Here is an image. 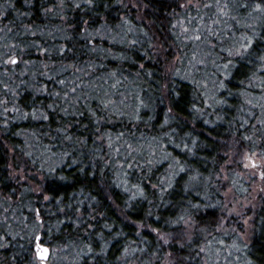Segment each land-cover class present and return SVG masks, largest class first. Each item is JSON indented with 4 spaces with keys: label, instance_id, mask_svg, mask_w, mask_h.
I'll return each mask as SVG.
<instances>
[{
    "label": "trees",
    "instance_id": "1",
    "mask_svg": "<svg viewBox=\"0 0 264 264\" xmlns=\"http://www.w3.org/2000/svg\"><path fill=\"white\" fill-rule=\"evenodd\" d=\"M4 1L0 0V12L4 14V20L0 21V27L15 28L24 33L21 25L27 24L29 27H38L39 31L45 30V37L30 38L26 36L24 40L30 41V43L35 41L37 44L47 47L51 55L44 56L37 49L28 48L23 54V59L28 62L27 65L21 63L19 66H13L14 71H8L6 76L0 75V79L16 91V103L22 111H45L50 117L47 121L24 120L18 118L19 114H10L13 119L6 130L3 129L2 120H0V194L10 195L12 201V208L8 213H4L0 209V219H3L5 215L15 216V219L8 221L10 227H0V233L12 232L15 237L14 239L9 238L7 247L0 248V264H40V261L35 257L32 242L33 217L29 211L31 207L41 209V216L45 221L41 228L43 237L41 243L46 242L45 245L49 248L75 249L74 246H76L80 252L85 244L90 243L94 251L99 253L105 240L107 241L108 247L104 249L106 255L81 260L78 264H123L120 261L123 249L133 241L140 247L153 251L155 247L153 234L141 231L143 239L150 242L142 243L141 238L136 235L138 229L129 223V220L139 222L147 218L150 223H153V226L159 224L161 227H166L163 224L164 219L170 217L173 212L179 211L182 206H186L188 200L200 202L194 192L185 191L188 177L184 173L176 177L173 182L174 186L162 197L159 189L152 187L169 173V161L163 159L165 152L171 153V156L180 159L191 170L201 173L203 177H211V182H206L201 188V195L206 190L209 196L208 202L219 203L222 198L220 192L222 189L213 186V181L217 182L216 177L221 176L222 167L226 165L225 155L234 151L237 140L244 141L245 146L249 147L251 142L243 139L244 136H252L256 133V136L264 140V130H253L251 126L255 123L256 117L247 116L246 106L244 112L240 111L243 103L241 97H227L228 105L231 107L227 105L218 107L210 101L209 104H213V107L207 108L204 104L206 111L202 118H198L192 111V104L195 103L199 107L205 97L191 79L165 75L166 61L163 58L153 57L154 62L142 58L143 51L149 50V42L162 44L164 56L168 58L169 62L173 61L176 52L181 50L176 46L179 42L173 44L174 37L170 34L169 21L173 18V11L178 12V8L175 7L176 0H141L144 7L139 11L135 9L121 11L115 7V0H98L96 12L101 22L107 19L109 23H119L116 13L119 11L120 16H124L126 11L127 18L135 29L132 33L127 34L128 40L138 38L143 44L142 49L140 45H137L135 49L129 48L127 41L123 39L126 29L114 30L112 36L117 42L113 43L112 37H109L100 45L101 48L107 49V52H93L88 49L81 36L83 29L79 25L82 18L91 17L93 14L73 8L71 0H67L64 9L65 19L63 20L59 17H45L39 10V4L29 11L23 0H11L14 3V7L11 8ZM41 2L51 3V0H41ZM109 3L113 5L111 8L106 6ZM241 11L243 12V10ZM138 14H142L141 19ZM18 16H23V23L14 21ZM144 31L148 32L147 37L143 35ZM259 31L264 35V28ZM10 36L8 34L7 38L9 39ZM14 43L19 42L15 41ZM61 46L69 49L65 55L57 54V49ZM137 49L140 51L138 52ZM259 54H264V42L260 43L257 48L256 55ZM213 55L215 57V53ZM119 56H127L130 59H113V57ZM132 61L145 63L153 75L148 77L141 74L137 77L138 69ZM91 62L96 65L102 64L103 67H97L92 76L84 78V83L88 85L84 90L92 91L94 85H99L100 87L96 88L93 95H103L107 90L113 93H122L123 97L127 98V106H122L126 114L111 116L106 128L113 137L119 132L127 133L130 130L136 134V137L144 138L140 141L144 145L143 156H137L141 168L121 169L113 159L117 154L107 147L106 142L97 139L95 121L91 117L90 110L97 109L98 100L87 101L88 109H84L82 104L80 108L84 114L73 117L62 111L65 104L60 98L50 95L54 91H60L61 86L48 80L42 73L53 75L56 80L62 78L71 80L74 78L72 68L61 75H57L56 70L60 69L61 65L84 66ZM45 64L48 67H44ZM19 67L23 70L22 74L16 70ZM248 67L253 66L249 65ZM248 67L242 66V70L233 72V79L229 83L233 92L241 88L239 82L245 79L243 73L248 71ZM116 70H123V77L122 83L113 89L110 87L113 81L106 77L107 73ZM2 71L0 69V72ZM184 74L181 73V76ZM170 78L174 81L173 85H168ZM166 85L175 87L179 93L178 98L172 97ZM44 86H46L47 92L41 91ZM257 94L259 95V90L254 93V95ZM137 95L149 105L147 109L140 110L138 123L131 120L133 106L138 104V100L135 98ZM114 98L122 97L117 95ZM54 101L58 106L56 111L52 112L47 108V105L53 104ZM169 106L173 107L177 118L170 120L165 127H161L165 119L168 118ZM253 111L258 112L259 110L254 109ZM98 115L103 118L106 114L98 112ZM244 120H247L248 123L244 124ZM204 121H208V123ZM65 125L69 126L68 130L74 138L79 137L86 141V144L77 143L73 146L64 141L56 129ZM256 128L260 129V126L257 124ZM101 131H104V127L101 128ZM166 132L172 134L175 144H179L180 147L169 144ZM153 136L157 137V141L153 142ZM159 140H163V143L168 145L167 148L157 147ZM192 141L196 143V147L192 149L194 154L183 150V143H188L191 148ZM28 145H32V147ZM44 146L51 147L52 153L59 154L67 149L72 152V155L64 161L60 160L59 155L53 156L52 153L41 155L44 153ZM239 146L241 148L242 144ZM150 150L155 151L154 157L149 155ZM28 151L33 153L32 159L36 161L35 165L30 164L26 169L29 173L39 172L41 164H44L45 168L48 167V163L63 165L60 174L65 176L66 180L57 182L59 187L56 191L59 194L55 195L54 200L42 201L40 199V187L36 179L30 177V184L31 187L39 188L38 193L24 191L29 187V182L16 184L9 179L8 164L11 163L15 167L14 157L28 159L25 156ZM258 151L260 153L264 151V141L261 142ZM124 154V149L121 147L120 162H123ZM49 156L51 159L45 163V159ZM148 159L153 161L151 165L147 164ZM72 160H76L78 163H71ZM81 168L83 171L80 170ZM125 171H127V175L124 174ZM229 174L231 179L236 178V175ZM137 184L144 188L147 200H131L132 193L124 191L125 187L135 191L133 186ZM206 185L209 187L206 188ZM243 188L240 183L236 185L237 191H242ZM13 189H15L14 195L11 194ZM47 194L54 195L52 192ZM149 211L153 213L152 217H147ZM213 211L219 215L222 209H208L200 215L205 220H210L213 218ZM125 212L127 216H125ZM85 213H91L95 217L89 221L92 228L85 230L83 226L74 227L71 220H76L78 216ZM156 216L160 217L159 221H155ZM25 217L27 220L24 219ZM253 217L252 230L247 239L249 246L247 257L253 264H264V199L259 200ZM84 218L88 219V216L84 215ZM105 224L111 226V232L104 227ZM44 232L47 233V236H43ZM101 232H103L105 240L100 239ZM177 251L180 255H187L185 250L177 249ZM242 262L240 264H244L243 259ZM136 264H139V260ZM192 264H197V262L192 261Z\"/></svg>",
    "mask_w": 264,
    "mask_h": 264
},
{
    "label": "snow or ice",
    "instance_id": "2",
    "mask_svg": "<svg viewBox=\"0 0 264 264\" xmlns=\"http://www.w3.org/2000/svg\"><path fill=\"white\" fill-rule=\"evenodd\" d=\"M24 5L31 11L36 4H39V10L45 17L51 16L53 18L59 17L65 19L64 9L67 5V0H51V3H43L41 0H23ZM71 6L75 9H80L85 13L91 12V17H84L81 20L79 27L83 29L81 33L82 39L85 41L86 46L90 51H104L107 49L100 47L103 41H106L109 37H112L113 43L117 41L112 36L114 30L126 29L123 39L127 41L128 47L135 49L137 45L143 48V44L138 38H132L128 40V33H132L135 29L131 24V21L127 18L125 11L124 16H120L119 11L116 13V19L119 23H109L107 19L101 22L98 19V13L96 9L98 7V0H71ZM111 8L113 5L109 3L106 5ZM8 7H14V3L9 0ZM115 7L121 11L135 9L139 11L144 7L141 0H115ZM176 8L180 9L179 12L173 11V18L170 23V34L174 37L173 44L179 42L176 46L190 47L192 55L188 60L189 71L181 76L180 70L175 63L168 61V58L164 56L162 44H153L149 42V50L143 51V59L149 62H154L153 57L163 58L166 61L165 75L169 77H180L181 79H191L192 83L198 85L199 88L204 90V97L201 105L197 107L195 103L192 104V111L198 118H202L204 111V104L207 100H211L218 107L229 106L227 97H241L243 103L240 107V111H245L247 107V116L256 117V121L252 124L253 130H264V54L256 55L259 44L264 42V35L261 34L259 29L264 28V0H176ZM243 10V12L241 11ZM27 15V13H24ZM4 20V14L0 12V21ZM25 35L37 36L43 35V32H39L38 27H29L27 24H22ZM234 28L239 31L241 28L245 29L240 36H236ZM10 27H0V33H4L0 36V75H7L8 71H14L13 66H17L21 63L27 65V61L23 59V54L28 48H35L41 55H51L50 50L35 41L31 43H25L23 45L17 43H11L7 36L11 33ZM143 35L148 36V32L144 31ZM69 49L61 46L57 49L58 55H65ZM139 52L140 49H137ZM215 53V57L213 54ZM113 59L128 60L127 56L113 57ZM176 60L183 64L184 61L179 57ZM222 61V62H220ZM137 67L138 71L136 76L141 74L151 77L153 72L150 71L145 63H137L132 61ZM211 64L215 71L208 73V65ZM252 65L253 67H248ZM243 67H248V71L244 72L245 79L239 83L241 88L233 92L229 87L233 79V72L242 70ZM44 67H48L47 64ZM97 67H103V65H96L94 62L86 63L84 66L73 65H61V68L56 70L57 75H61L63 72H67L69 68L73 69V77L71 80L59 79L56 80L53 75L48 73H42L48 80L54 81L61 86L60 91H54L50 95H54L62 100L65 106L62 111L66 115L73 117L77 115H83L84 112L80 106L83 104L84 109H88L87 101L98 100L97 109L90 110L92 119L95 121V132L97 139L104 141L107 147L114 151L117 156L113 159L116 160L118 166L121 169L141 168L137 160V156H143L142 149L144 145L140 142L143 137H136L134 132L130 130L126 132H119L115 137L106 128V124L110 121L113 115H125L122 106L126 105V97H123L122 93H113L105 90L103 95H93L99 85H94L92 91L86 92L84 89L88 87L84 83V78L92 76ZM53 68L55 66L53 65ZM119 71V75H118ZM204 72L205 75L201 79H196V74ZM123 70H116L107 73L106 79L113 81L111 88H116L117 85L122 83ZM97 79H103L96 77ZM9 79H11L9 77ZM126 79V78H125ZM92 83L91 81L89 82ZM174 81L170 78L168 85H173ZM166 85V87H168ZM211 85V92L209 94V86ZM0 120H2L3 129H7L13 116L10 114H19V119H33L47 121L50 119L49 115L45 111L31 110L22 111L16 103V91L11 89L8 84L0 79ZM79 89V91H78ZM253 90H259V95H254ZM42 92H47L46 86L41 88ZM168 92L172 94V97L179 96L175 87H168ZM121 96L122 98L116 99L115 96ZM172 97H169L170 99ZM138 100V104L133 106L131 113V120L140 121V110L147 109L148 104L144 102L142 98L137 95L135 97ZM175 102V101H174ZM56 102L47 105V108L52 112L57 109ZM213 104H207V108H212ZM72 109V111H69ZM259 110L258 112L253 111ZM168 118L165 119L164 124L161 127H165L169 124L170 120H175L176 113L173 111V107H168ZM101 114H106L103 118ZM208 123V121H204ZM244 124L248 121L244 120ZM260 126V129L256 128V125ZM104 127V131L101 128ZM69 126H61L56 129V132L61 135L62 139L69 144L75 146L77 143L84 145L86 141L81 140L79 137L73 136L69 132ZM33 135H35L33 133ZM169 144H174L175 147H180L179 144H175V141L170 132H166ZM127 136V138H125ZM243 139L252 141V136H244ZM153 141H157V137H152ZM256 143V141H253ZM192 147L189 148L188 143H183V150L192 152V149L196 147L195 141L191 142ZM32 147V145H28ZM168 145L163 143V140L157 142V147L164 149ZM121 147L124 149L123 162H120L119 154ZM52 153V148L44 146V153ZM194 154V152H192ZM53 156L59 155L61 161H64L67 157H71L72 152L65 149L62 153H52ZM150 156H155V151H149ZM28 159L15 158V167L12 164H8L10 169L9 179L13 180L16 184H22L23 182H29V187L24 191L36 192L37 188L31 187V179H36L39 182L40 187V199L42 201L54 200L55 195L59 193L56 189L59 187L58 181L63 182L66 177L60 174L62 170V164L48 163L51 156L45 159V163H48V167L45 168L44 164L39 166V172L29 173L26 171L28 166L35 165V159H32L33 153L28 151L25 153ZM257 157L264 160V151L256 153L254 150L242 154V159L238 162L239 165L245 169H250V174L253 177H258L259 180L264 181V163H257ZM103 159V157H100ZM164 160L169 161V173L161 179L157 185H153V188H158L161 197L174 185L173 182L177 176L181 173L187 175L188 179L185 184V191L194 192L200 202L188 200L186 206H182L179 211L173 212L170 217L165 218L163 224L166 227H161L159 224L153 226L147 218H144L137 222L136 220H129V223L135 225L138 229L136 235L141 238L142 243H150L145 241L141 236V231L150 232L154 236L155 247L153 251H149L148 248L140 247L133 241L127 247L123 249V254L120 257L123 264H133L135 259H139V264H192V261H196L197 264H238L242 259L243 254L244 264H253V262L247 257V250L249 248L247 240V228L251 217L246 216L242 211V208L247 205L241 204L234 199L221 201L218 204L208 202L209 196L205 190L201 195V188L206 182H211V177L205 178L201 173L194 172L180 159L171 156V153H164ZM163 162V161H158ZM71 163H78L76 160H72ZM153 161L147 160V164L151 165ZM83 171V168L80 169ZM223 172V170H221ZM127 175V171L124 173ZM217 180L229 181V184L224 185V196L227 197L228 193L232 191V187L236 184V181L231 179L227 175L217 176ZM45 185L47 186L45 188ZM135 191L125 187L124 191L131 192V200L144 199L147 200L144 188L140 185H134ZM219 191V189H217ZM247 192V189H243ZM260 193H264V187L259 189ZM48 192L54 193V195H48ZM11 194H15V189L11 190ZM264 199V196H261ZM239 205V207L237 206ZM12 208V201L10 195L0 194V209L4 213H8ZM222 209L221 214L217 215L216 211H213V218L205 220L201 217V213L205 210ZM29 211L32 213L33 223V236L32 242L36 258L41 262L48 260L49 247L45 246V243H41L42 235L41 228L45 224L44 219L41 216V209L39 207H31ZM79 211V209H77ZM84 215L88 216V219L84 218ZM80 215L76 220H71V224L80 228L83 226L85 230L92 228V224L89 222L95 219L91 213H85ZM125 216L127 213L125 212ZM153 213L149 211L147 217H152ZM9 219H15L14 215H5L3 219H0V227H10ZM27 220V218H24ZM155 221H159L160 217L156 216ZM78 220V222H77ZM239 226V227H238ZM105 228L109 232L112 231L111 226L105 224ZM43 236H47L44 232ZM101 240H105L103 232L99 234ZM9 238H15L12 232L0 233V248L8 246ZM108 247L107 241L101 249V252L94 251L92 245L87 243L83 249L77 253V261L93 259L97 256L106 255L104 249ZM185 250L187 255H180L177 251Z\"/></svg>",
    "mask_w": 264,
    "mask_h": 264
},
{
    "label": "rangeland",
    "instance_id": "3",
    "mask_svg": "<svg viewBox=\"0 0 264 264\" xmlns=\"http://www.w3.org/2000/svg\"><path fill=\"white\" fill-rule=\"evenodd\" d=\"M4 3L8 4L9 1L5 0ZM180 11V9H178V12ZM139 15V19H141V15L142 14H138ZM23 16H18V18L14 19V21H18L19 23H23L24 20L22 18ZM14 27V26H13ZM12 29V28H11ZM18 30V31H17ZM12 29L10 34L11 36L9 37V41L11 43H14L15 41H18L19 43L17 44H25V43H30V41L24 40V37H30V38H34V37H45L46 36V31L45 30H40L39 32H43V35H38L37 36H32V35H25L24 33L20 32L19 29ZM121 31V30H120ZM243 31H246L245 29L241 28L239 31H236L234 28V33L235 35L238 37L241 35V33ZM4 33H0V36H3ZM56 35H58L56 33ZM181 50L176 52V55L173 57L174 60L170 61L171 63H175L177 68L180 70V72L182 74H184L185 72L189 71L188 68V60L192 55V51L190 47H183L180 46ZM214 56V55H213ZM176 57H179L181 60L184 61L183 64H180L177 60ZM41 59H43V57H41ZM44 62V61H43ZM222 62V61H220ZM24 64V63H23ZM19 66V65H17ZM17 72L22 74V68H18L16 69ZM73 71V69H72ZM215 71V68L212 67L211 64L208 65V69L207 72L211 73ZM205 75V73L202 71L201 73L196 74V79L199 80L201 79V77ZM196 87H198V85H196ZM209 94H212L211 92V85L209 86ZM198 90L202 93V95H204V90L198 87ZM256 91V90H255ZM255 91H253L255 93ZM253 93V94H254ZM258 95V94H257ZM211 100H208L207 103L205 104V106L207 107V104H209ZM213 102V101H212ZM252 133V132H251ZM255 133V132H254ZM253 134V133H252ZM253 141H256V143H253ZM264 141L263 139H261V137L256 136V133L254 135H252V141L251 145H249V147L245 146L244 141H236V146L234 147V151L230 154H226L225 155V160L224 162L226 163V165L224 167H222L223 172H221V176L222 175H227L230 177L229 173H232L233 176L236 175V178L234 177V180L236 181V184L232 187V191L228 193L227 197L224 196V192H225V187L224 185L229 184V181H225L223 179L221 180H217V182L213 181V186L215 187H219L222 189L221 192V199L219 202L224 201L226 202L227 200H231L234 199L236 201H239L241 204L247 205V207L242 208V211L246 214V216L251 217V219L249 220V225L252 226V220L254 219V212L257 209V204L259 202V200L261 199V196H264V193H260L259 189L261 187H264V181L259 180L258 177H253L250 174V169H245L243 167H241L239 165V161L242 159V154L249 152L250 150H254L256 153H260L259 148L261 147V142ZM154 142V141H153ZM240 144H242L241 148H240ZM232 145V144H231ZM237 146H238V150H237ZM249 148V149H248ZM257 163H264V160H261L259 157H257L256 160ZM243 185V189H247V192L242 191H237L236 190V185L238 184ZM208 188L209 186L206 185ZM37 188V191L35 193L39 192V188ZM239 207V205H237ZM239 227V226H238ZM252 228L248 227L247 228V235L245 237V239H248V235H250ZM248 241V240H247ZM46 246V245H45ZM74 248H57V247H50L52 248V254L50 256V261L48 262V264H78L79 262L76 259L77 253H79V249L74 246ZM242 256V254H241ZM36 257V254H35ZM243 259V257H242ZM242 259L240 260V262H238V264H240L242 262ZM139 259H135L133 261V264H136L138 262ZM40 261V260H39ZM121 261V260H120ZM123 263V261H121ZM243 263V262H242ZM41 264V261H40Z\"/></svg>",
    "mask_w": 264,
    "mask_h": 264
},
{
    "label": "water",
    "instance_id": "4",
    "mask_svg": "<svg viewBox=\"0 0 264 264\" xmlns=\"http://www.w3.org/2000/svg\"><path fill=\"white\" fill-rule=\"evenodd\" d=\"M50 256H51V248H49L48 260L46 262H41V264H48V262L50 261Z\"/></svg>",
    "mask_w": 264,
    "mask_h": 264
}]
</instances>
